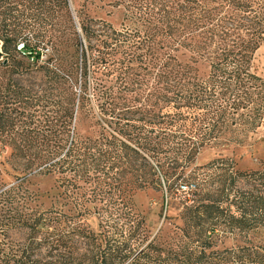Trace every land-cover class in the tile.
Segmentation results:
<instances>
[{"label":"trees","instance_id":"obj_1","mask_svg":"<svg viewBox=\"0 0 264 264\" xmlns=\"http://www.w3.org/2000/svg\"><path fill=\"white\" fill-rule=\"evenodd\" d=\"M56 1L70 20V1ZM79 1L66 60L42 11L28 12L26 0H0L2 52L21 44L18 51L36 63L41 52L32 44L50 45L40 68L56 93L44 125L7 142L17 174L0 202L33 201L24 193L38 176L66 189L61 220L51 217L55 195L49 209L22 218L31 236L43 220L61 224L56 241L64 250L55 264H264L255 238L264 231V167L240 171L224 156L195 165L203 149L241 145L262 124L264 75L255 61L264 0H99L121 10L118 27L88 15L95 0ZM5 60L4 77L12 71ZM9 88L0 82V131L11 132ZM78 120L87 134H76ZM178 186L185 189L179 211L153 234L136 196L164 188L167 207ZM93 215L98 230L86 224Z\"/></svg>","mask_w":264,"mask_h":264},{"label":"rangeland","instance_id":"obj_2","mask_svg":"<svg viewBox=\"0 0 264 264\" xmlns=\"http://www.w3.org/2000/svg\"><path fill=\"white\" fill-rule=\"evenodd\" d=\"M70 1V20L64 16L60 8V3L56 0H26L28 12L42 11L44 21L47 23V28L50 29L52 34L57 35L58 44H55L61 57L70 60L73 57L74 46V32L79 31V24L76 18V11L80 8V1ZM42 6H41V5ZM88 15L92 18L102 19L110 22L113 26L118 27L122 21L123 15L121 10L114 9L110 6L102 4L99 0H95L94 5H90ZM48 7V9H45ZM37 50L41 52V58L38 62L34 63L32 60L21 54L18 49L21 44L16 47L17 51L10 49L9 55H0V62L7 59L11 65L12 71L5 75L0 71V82L10 83V101L7 108H15L12 111V117L15 118L16 127L14 131H0V177L3 184L0 185V192L9 188V184L14 181L17 172H15L12 163L9 160L10 148L7 142L12 138L16 140L22 139L24 134L31 128L36 127L39 122L44 125L47 116H50L52 104L56 99L53 95L54 84L53 77L48 79L41 71L40 64L46 60L50 54V45L46 44H32ZM182 59H188L191 55L189 51L182 50ZM256 66L258 70L264 75V42L260 46L256 54ZM33 97L27 99V91H30ZM147 91L152 90V81H148ZM19 93V94H17ZM51 107V109H50ZM31 115L34 116L31 125L25 128L21 127L22 122H30ZM43 130L45 127H39ZM39 130V129H37ZM41 132V131H40ZM17 133L19 135L17 136ZM88 132L83 127L82 123L78 120L76 124V134H87ZM229 157L235 163V167L240 171L259 170L264 167V119L260 127L255 133L251 134L243 144L238 146H230L225 149L205 148L201 151L195 161V165L202 166L218 157ZM205 170H202V172ZM61 182H64L62 176ZM197 182L189 179L187 187L193 189ZM149 189L136 196L137 207L142 214H146L148 224L152 233H156L162 226L165 215L173 217L180 209V197H183L184 192L181 186L173 188L168 191L167 207L164 206L165 191L162 189ZM179 188V189H178ZM55 189L54 179L50 177L38 176L32 179L29 186L31 193L25 192L34 196V200L29 203H9L7 201L0 202V264H33L34 260L38 263L45 264L51 262L56 263V260L63 252L64 248L60 241L56 239L61 238V224H50L48 221L41 223L37 233L34 236L30 235L27 228L22 223V218L26 213L31 210L44 211L50 208V204L54 200L52 195L57 196L55 213L51 216H56L58 220L62 219V213L66 212V190L64 187ZM176 193V194H175ZM33 194V195H32ZM75 195V194H74ZM179 196V197H178ZM5 197H7L5 195ZM94 206L93 203H89ZM99 204V203H98ZM55 214V215H54ZM86 224L93 230H98V219L93 215L87 218ZM166 225V224H165ZM167 224L166 226H169ZM256 240L264 244V231L256 233ZM58 244V245H56ZM66 249V248H65ZM68 254V250H65ZM7 258H11L6 262ZM6 262V263H5Z\"/></svg>","mask_w":264,"mask_h":264},{"label":"water","instance_id":"obj_3","mask_svg":"<svg viewBox=\"0 0 264 264\" xmlns=\"http://www.w3.org/2000/svg\"><path fill=\"white\" fill-rule=\"evenodd\" d=\"M2 50H1V41H0V55H1V52ZM3 63H6V60H3Z\"/></svg>","mask_w":264,"mask_h":264}]
</instances>
